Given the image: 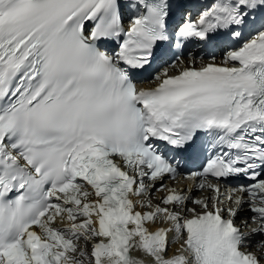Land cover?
<instances>
[{"label": "snow or ice", "instance_id": "1", "mask_svg": "<svg viewBox=\"0 0 264 264\" xmlns=\"http://www.w3.org/2000/svg\"><path fill=\"white\" fill-rule=\"evenodd\" d=\"M0 264H264V0H0Z\"/></svg>", "mask_w": 264, "mask_h": 264}, {"label": "bare ground", "instance_id": "2", "mask_svg": "<svg viewBox=\"0 0 264 264\" xmlns=\"http://www.w3.org/2000/svg\"><path fill=\"white\" fill-rule=\"evenodd\" d=\"M134 255H138L137 253H134Z\"/></svg>", "mask_w": 264, "mask_h": 264}]
</instances>
